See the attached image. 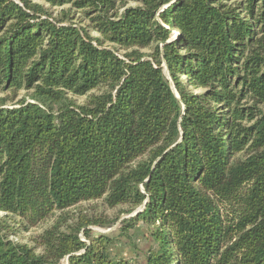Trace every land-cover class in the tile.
<instances>
[{
	"label": "trees",
	"instance_id": "trees-1",
	"mask_svg": "<svg viewBox=\"0 0 264 264\" xmlns=\"http://www.w3.org/2000/svg\"><path fill=\"white\" fill-rule=\"evenodd\" d=\"M38 1L0 0V212L61 214L0 217V264H264V0H42L96 36ZM98 199L117 235L62 229Z\"/></svg>",
	"mask_w": 264,
	"mask_h": 264
},
{
	"label": "rangeland",
	"instance_id": "rangeland-1",
	"mask_svg": "<svg viewBox=\"0 0 264 264\" xmlns=\"http://www.w3.org/2000/svg\"><path fill=\"white\" fill-rule=\"evenodd\" d=\"M43 7L50 13L51 17L53 18H61L63 11L69 12V20L73 22L76 26H84L92 36H96L97 33L92 30L90 27L89 18L84 15L79 9L72 8L70 5H62V6H53L48 3H45L42 0H39ZM135 2H130L128 5H134ZM122 10V9H121ZM120 10V11H121ZM90 16L92 14H89ZM67 20V19H66ZM163 24V23H162ZM172 37H175L176 32L174 30L171 31ZM106 45H111L106 42ZM112 46V45H111ZM117 54L122 55L126 50L115 47L114 48ZM141 52L149 53L152 51V47H147L144 49H139ZM28 94L26 90H20L16 94V99H19L22 96ZM5 94L0 93V96H4ZM9 96H12V93H9ZM74 101L78 104H82L85 102L86 95L84 96H75L73 97ZM11 102H7L10 104ZM264 109V106H261ZM126 206H117L114 208L108 207L102 199L98 200H91V201H83L80 202L70 208H67L62 215L61 220H64V226L62 229L64 230L66 226L72 225L80 219V217L85 216L84 218H100L106 221H114L111 226H100V225H88V228L92 229L95 232H102L108 235H117L119 232L120 222L123 218H127L130 215L134 214L135 212L128 214L126 212H122L125 210ZM139 208V207H138ZM137 208V209H138ZM142 208V207H141ZM61 214V212L56 211L51 217L48 219L39 222L37 225L33 227H29L27 229L24 228V223L16 216L11 215H4V212H0V217H4L5 221L10 228L15 232L14 235H11L10 238L13 240L27 243L29 245H34V238L42 233L45 229L50 227L57 219V217ZM132 235V239L138 244V246L142 249H145L146 242L144 241V237L146 235V225L142 222H139L133 229L130 230ZM79 236L84 238L83 234L80 232ZM114 251L123 254L124 256H132L133 250L128 244V239L125 237H121V243L114 246ZM65 262V261H64Z\"/></svg>",
	"mask_w": 264,
	"mask_h": 264
}]
</instances>
